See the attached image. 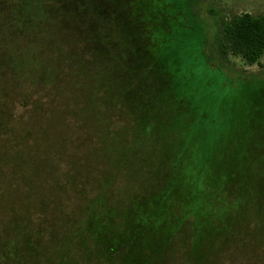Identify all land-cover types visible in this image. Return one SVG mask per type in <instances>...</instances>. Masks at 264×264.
<instances>
[{
    "label": "rangeland",
    "instance_id": "obj_1",
    "mask_svg": "<svg viewBox=\"0 0 264 264\" xmlns=\"http://www.w3.org/2000/svg\"><path fill=\"white\" fill-rule=\"evenodd\" d=\"M80 1L0 0V264H264V0Z\"/></svg>",
    "mask_w": 264,
    "mask_h": 264
},
{
    "label": "trees",
    "instance_id": "obj_2",
    "mask_svg": "<svg viewBox=\"0 0 264 264\" xmlns=\"http://www.w3.org/2000/svg\"><path fill=\"white\" fill-rule=\"evenodd\" d=\"M63 1L70 3V5H76V6L79 5L78 3H81V1L79 2V0H63ZM128 1H130V0H126L125 2L128 3ZM134 1H136V0H134ZM191 1L192 0H187L186 5H184V7L186 8L187 11L189 10V13L191 14V16H194V18L196 19V23H199V21L201 22V20H199L200 19L199 15H197V14H196L197 16L193 15L191 12V9L193 6H195L197 8V13L200 14V10L202 11V8L200 6L197 7L196 6L197 4L193 5V3ZM82 2H83V6L87 9L88 8V0H82ZM97 2H99V0H97ZM98 8H99V6H98ZM98 8L94 9L95 10L94 13H93V10H92V13L90 10H88V9L87 10H88V13L90 12L89 14H91L90 17H91L92 21L97 25V27L98 26L101 27L102 22H100V20H101L100 17H102V16H100V15H101L102 11L99 12V10H101V8L100 9H98ZM211 11L212 10L209 9V13ZM102 15H104V14L102 13ZM143 16H144V14H143ZM103 19H104V17H103ZM135 20H136V18H133L132 23H130V25H133L135 30L137 31V34L136 35L133 34L131 37L132 38L133 54L135 55V53H136V56L141 55L142 57H144L145 54H151L149 51H147L148 53H146V52L141 53L140 51L138 52V50H143V48H142V46H140L141 44L139 42L140 36L146 38V40L148 39V37H146L143 34V32L145 30H144V28H142L143 24L146 25V23H144L143 18L139 19V21H141V23H143V24L137 28L136 25H138V24H135V23H137L138 21L136 22ZM216 21H217V32H216V36H215V46L217 49L218 59L221 61L227 62L229 57H233V58H237V59L241 60L244 65L261 66L260 61L262 58H264V15L263 14L253 15L250 13H241V14L232 15L229 18L222 16V15H218L216 18ZM133 22H134V24H133ZM163 24H165V22H163ZM145 29H148V27H146ZM133 37H134V39H133ZM106 45H108V44H106ZM108 47L109 46H106V48H108ZM175 166L176 165L174 163V165L172 166V169L174 171H178L177 167H175ZM170 179L171 180L168 181L169 184L172 183L173 177L172 178L170 177ZM168 187H169V185H168ZM166 190H167V188H166ZM166 190H164V191H166ZM168 198H171V197H168ZM100 199H95V201L89 205L90 206L91 205H97L98 206ZM97 202H98V204H97ZM94 213H95V210H94ZM94 213L92 214V216L94 215ZM109 214H111V213H109ZM187 214H189V213H186V215ZM102 215H103L102 221H104V218L107 216H104L105 214H103V213H102ZM186 215L184 216V218L187 217ZM142 216L144 217L143 218L144 223L147 220H149V216H148L147 212L146 213L139 212V214H137L135 216V220L141 222ZM181 221H182V219H181Z\"/></svg>",
    "mask_w": 264,
    "mask_h": 264
}]
</instances>
